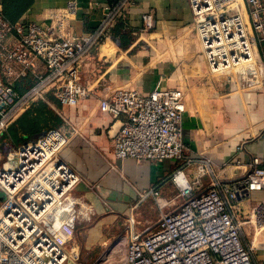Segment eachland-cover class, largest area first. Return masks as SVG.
<instances>
[{"label": "built area", "instance_id": "built-area-1", "mask_svg": "<svg viewBox=\"0 0 264 264\" xmlns=\"http://www.w3.org/2000/svg\"><path fill=\"white\" fill-rule=\"evenodd\" d=\"M130 2L111 0L98 26L84 34L69 26L76 0L49 10L43 21L11 22L0 6V146L6 149L0 164V264H71L79 257L68 247L94 210L76 195L82 177L62 157L72 135L53 127L20 145L2 136L22 111L49 102V94L67 106L97 95L98 80L82 79L84 65L95 47L113 37ZM188 2L209 71L236 78L244 91H263L264 0ZM154 27L153 13L144 12L141 33ZM22 83L29 85L20 93ZM98 96L113 119L109 131L118 159L181 164L170 175L175 197H164L157 185L140 194L139 203L155 200L158 219L137 231L136 204L121 241L94 264H255L239 217L252 193L264 192L262 157L252 154L248 162L236 158L217 167L209 158L186 157L181 89L159 83L146 95L114 89ZM234 168L242 171L235 174ZM245 216L264 224V199Z\"/></svg>", "mask_w": 264, "mask_h": 264}, {"label": "crops", "instance_id": "crops-1", "mask_svg": "<svg viewBox=\"0 0 264 264\" xmlns=\"http://www.w3.org/2000/svg\"><path fill=\"white\" fill-rule=\"evenodd\" d=\"M28 1L18 21H43L49 10L64 8L69 0ZM110 1L76 0L77 13L69 19L70 30L78 34L93 31ZM2 3L0 0L1 7ZM129 4L128 13L112 29L113 37L95 47L84 65L82 79L98 80L97 95L67 106L49 94V102L39 101L22 111L2 136L3 142L20 145L37 140L53 127L72 135L62 157L82 177L75 192L93 207L94 214L91 221H86L90 224L85 221L79 224L68 247L79 254L71 264L103 261L112 249L109 247L121 241L127 216L139 203L141 193L157 185L166 198L177 194L170 175L181 164L179 160L139 162L115 156L114 139L109 131L113 119L102 108L98 95L114 89L146 95L159 83L164 88L181 89L186 103L183 117V139L189 148L186 157L209 158L217 167L236 158L248 162L255 154L262 157L264 164V90L244 91L236 78L228 79L209 71L188 0H131ZM148 11L155 17V27L141 33L142 14ZM23 84L17 85L20 93L29 85ZM42 103L47 117L43 121L36 110ZM25 118L32 124H20ZM241 171L233 169L235 174ZM187 172L192 178L195 169ZM222 177L229 176L222 174ZM204 181L207 184L208 178ZM263 199V191L253 192L240 221ZM143 202L138 204V210ZM157 210L156 205L154 213ZM148 217L149 214L144 216L138 211L137 231L155 222ZM249 223L242 222L243 240L252 247L254 263L264 264V224H255L252 239L246 241L243 228Z\"/></svg>", "mask_w": 264, "mask_h": 264}, {"label": "rangeland", "instance_id": "rangeland-1", "mask_svg": "<svg viewBox=\"0 0 264 264\" xmlns=\"http://www.w3.org/2000/svg\"><path fill=\"white\" fill-rule=\"evenodd\" d=\"M15 145V144H14ZM6 159V149L5 148H1V146H0V164L4 161ZM144 193V192H143ZM1 202H2V199H0V204H1ZM155 207H156V203H155V200L152 198V197H150V198H148L147 200H145V202H143L142 204H141V206H140V208H139V210H138V208L136 207L133 211H134V213H136V215H137V218H138V211H141V212H143V215L144 216H146V215H148L149 214V217H148V219L149 220H151V221H153L154 219H155V221L158 219V217H159V213H160V211H159V209L157 210V213H154V210H155ZM240 216H243V213H241L240 214ZM250 219L251 218H242V220H241V222H243V221H248V222H250L249 224H247V225H244L245 226V228H243V231L245 230V232L247 233L246 234V241H249L250 239H252V236H253V233H252V231H253V229L252 228H254L255 229V224H253V223H255V220H254V222H251L250 221ZM138 221V220H137ZM83 223V222H82ZM85 224H90V223H87V222H84ZM83 225V224H82ZM253 225V226H252ZM87 229V228H86ZM114 242V241H113ZM112 242V243H113ZM120 241H118L117 243H119ZM116 243L114 242L111 246H110V244H109V246H108V244H107V246L109 247V250L111 249V248H113L114 247V245H115Z\"/></svg>", "mask_w": 264, "mask_h": 264}, {"label": "trees", "instance_id": "trees-1", "mask_svg": "<svg viewBox=\"0 0 264 264\" xmlns=\"http://www.w3.org/2000/svg\"><path fill=\"white\" fill-rule=\"evenodd\" d=\"M28 0H3V3H2V10H3V13L5 15V17L11 21V22H17L18 19L22 16V12L26 9V7H28ZM40 103V102H38ZM39 107H36V110L38 109L39 113L42 114L39 118L42 119V121L44 119H46L47 117L43 114L44 110L43 108L45 107L42 104H39L38 105ZM59 120V118L57 117L56 118V122ZM23 124V125H26V126H29L31 125L32 123L29 121V119L25 118L24 122H20V124Z\"/></svg>", "mask_w": 264, "mask_h": 264}, {"label": "bare ground", "instance_id": "bare-ground-1", "mask_svg": "<svg viewBox=\"0 0 264 264\" xmlns=\"http://www.w3.org/2000/svg\"><path fill=\"white\" fill-rule=\"evenodd\" d=\"M82 203H85V202L83 201ZM89 210H90L89 208H88V209H84V210H83L84 214H86V215L88 216V211H89Z\"/></svg>", "mask_w": 264, "mask_h": 264}, {"label": "water", "instance_id": "water-1", "mask_svg": "<svg viewBox=\"0 0 264 264\" xmlns=\"http://www.w3.org/2000/svg\"><path fill=\"white\" fill-rule=\"evenodd\" d=\"M3 197H4V193L0 191V199H3Z\"/></svg>", "mask_w": 264, "mask_h": 264}]
</instances>
